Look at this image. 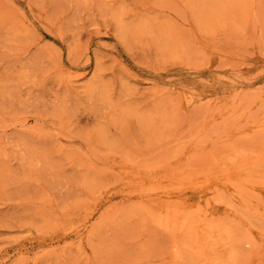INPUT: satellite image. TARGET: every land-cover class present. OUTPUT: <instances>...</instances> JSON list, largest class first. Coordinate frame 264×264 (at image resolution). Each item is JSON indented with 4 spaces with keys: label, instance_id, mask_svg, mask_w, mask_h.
Returning a JSON list of instances; mask_svg holds the SVG:
<instances>
[{
    "label": "rangeland",
    "instance_id": "374dc122",
    "mask_svg": "<svg viewBox=\"0 0 264 264\" xmlns=\"http://www.w3.org/2000/svg\"><path fill=\"white\" fill-rule=\"evenodd\" d=\"M0 264H264V0H0Z\"/></svg>",
    "mask_w": 264,
    "mask_h": 264
},
{
    "label": "bare ground",
    "instance_id": "6f19581e",
    "mask_svg": "<svg viewBox=\"0 0 264 264\" xmlns=\"http://www.w3.org/2000/svg\"><path fill=\"white\" fill-rule=\"evenodd\" d=\"M153 212V211H152ZM158 215V214H157ZM177 222V216L174 213L167 212L164 216L158 219V224L166 230H173L175 229V225ZM178 228V227H177ZM172 232V231H171Z\"/></svg>",
    "mask_w": 264,
    "mask_h": 264
}]
</instances>
